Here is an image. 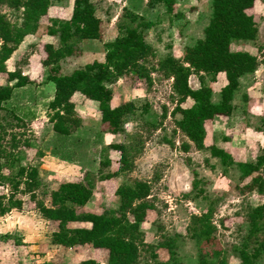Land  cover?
I'll use <instances>...</instances> for the list:
<instances>
[{
    "label": "rangeland",
    "instance_id": "374dc122",
    "mask_svg": "<svg viewBox=\"0 0 264 264\" xmlns=\"http://www.w3.org/2000/svg\"><path fill=\"white\" fill-rule=\"evenodd\" d=\"M73 1H55L38 30L26 35L7 60L9 69L21 68L32 82L14 89L0 113V123L6 130L1 132V143L7 152L14 154L12 157L16 160V165L10 167L6 165V158L1 157V174L14 176L19 165L29 170L36 168L41 182L35 192L37 198L47 205H51L48 192L60 182L91 180L93 196L80 209L97 213L118 207L119 198L114 192L120 183L147 180L152 184V199L156 208L149 209L146 220L141 223L145 242L141 251L142 263L198 264L199 254L217 259L216 252L220 251L229 264H240L236 247L247 237L248 211L264 202V188L261 191L260 182L256 183L262 181L264 184V173L258 171L242 177L239 166L224 164L219 156L212 154L211 146L225 149L240 162H256L258 156L264 154V63L241 78L235 91L232 114L220 115L205 122L203 148L190 142L177 128L171 113L177 103V95L172 90L173 80L158 71L152 72L151 86L130 73L111 85L113 106L133 102L137 108L126 122L124 133L110 131L108 124L101 120L99 103L76 93L73 101L82 116V124L72 133L62 134L53 130L50 122L53 111L49 102L53 99L55 84L47 80L49 69L44 68L41 61L45 55L44 42L60 45L58 36L48 34L50 19L69 18ZM92 1L102 19V38L79 41L75 45V53L61 60V74H68L93 60H103L104 44L115 39L126 25L136 26L137 23H131L128 12L154 22L153 26L144 30V34L147 42L155 48L156 54L148 62L156 68L158 61L167 54L181 58L187 45H194L203 38L204 29L212 17L213 0H179L172 14L166 12L162 5L149 6L148 0ZM258 2L254 5L259 16L257 38L235 39L232 48L248 50L263 57L264 2ZM1 10L9 13L6 8ZM4 83L0 77V84ZM190 84L193 88L200 87L201 80L197 74L190 77ZM206 84L213 90L212 100L219 101L221 89L226 84L225 75L220 73L215 78L206 76ZM146 103L149 109L141 113ZM193 103L192 99H187L182 106ZM179 116L176 115L177 118ZM137 135L142 138V149L135 156L131 168L122 172L118 161L120 153L110 145L129 143L131 137ZM184 142L190 143L189 149H184ZM107 160L110 162L106 163ZM112 172L116 175L105 177ZM25 187L21 183L15 191L10 181L0 176V193L9 195L14 192V198L23 201L21 210L13 208L6 214H0V264H33L38 258L44 260L42 251L46 252L50 264H81L90 257L96 258L99 264H107L102 250L91 244H78L72 249H50L48 238L58 229V223L42 216ZM209 207L213 208L212 223L216 229L210 240L202 238L198 242L192 237L191 218ZM70 224L79 225L77 222ZM80 224L89 226L91 223ZM6 233L17 237L4 240L2 235ZM17 238H25L26 242L16 245ZM165 240L175 241V255L169 247L161 245ZM152 252H156L157 256L153 257ZM261 264H264V255Z\"/></svg>",
    "mask_w": 264,
    "mask_h": 264
},
{
    "label": "trees",
    "instance_id": "16d2710c",
    "mask_svg": "<svg viewBox=\"0 0 264 264\" xmlns=\"http://www.w3.org/2000/svg\"><path fill=\"white\" fill-rule=\"evenodd\" d=\"M57 0H0V77L5 81L0 84V113L4 103L11 99L15 88L23 87L32 82L30 76L21 68L9 69L7 60L12 56L26 35L35 33L43 19L49 14V9ZM179 0H148L149 6L162 5L166 12H175ZM259 1V2H258ZM264 0H213L212 17L204 29V36L196 44L187 45L181 58L169 53L158 61L157 68L149 65V58L155 56V48L147 42L144 30L153 26L152 20H146L140 15L128 12L131 23L126 25L115 39L104 44L103 60H93L84 66L72 70L68 74L60 73V62L73 55L75 45L79 41L102 38V19L92 0H74L72 14L69 18L50 19L48 34L58 36L60 45L44 42L45 55L42 66L49 69L47 80L55 84L53 99L49 108L53 111L50 117L53 130L62 134H70L82 124V116L78 113L73 96L81 94L86 99L99 103L101 120L107 123L113 133H124L126 122L137 111L133 102H126L118 106L112 105L113 89L111 85L121 76L134 74L144 79L148 85L153 84L152 72L158 71L166 78H172V90L177 95V103L172 110L176 126L190 142L203 148L205 138V122L220 115H231L234 110L233 99L239 88L241 78L253 73L264 63L263 57L248 50L233 49L232 41L238 39L254 40L259 33V16L256 6ZM6 8L9 13L3 12ZM257 15V18L255 17ZM223 73L226 84L221 89L219 101H213L212 88L206 84V76L215 78ZM197 74L201 80L199 88H193L190 77ZM192 99L194 103L184 107L182 103ZM146 103L141 113L147 112ZM179 114V118L176 115ZM165 115V114H164ZM152 125H156L154 122ZM156 127V126H155ZM5 126L0 123V158H6V165H16L12 152H7L1 141ZM132 141L112 143L111 148L120 153L119 170L124 172L131 168L135 156L142 149V138L132 136ZM184 149H189L190 143H183ZM214 156H219L224 164H237L242 177H248L258 171L264 173V154L258 156L256 162L236 161L223 148L211 146ZM12 157V159H10ZM107 160L106 163H109ZM0 176L8 179L13 190L18 191L21 183L30 192L35 201L36 209L48 220L58 222V229L50 235V241L67 247L91 244L101 249L106 255L107 264H153L141 261V251L144 248V232L141 223L146 220L149 209H155L152 199V184L147 180H137L133 184L120 183L115 189L119 198L117 208L102 213L81 210L93 196V182L82 180H66L50 190L51 205L37 198L35 189L40 185L36 168H26L19 165L14 176ZM116 172L105 177L110 178ZM262 177V176H258ZM259 179L260 178H256ZM259 183L263 191L264 184ZM202 191V189L200 190ZM14 192L6 195L0 193V214H6L13 208L21 210L23 201L14 198ZM213 208L201 214H194L191 218L192 237L199 242L202 238L211 239L216 226L212 223ZM248 234L246 239L236 247L241 259L240 264H261L264 255V202L252 207L247 214ZM91 223L86 225H71L70 223ZM11 233L2 235L4 240H12ZM15 238L17 236H14ZM15 244L22 240L15 239ZM161 245L169 247L175 255V241L165 240ZM156 257V252H152ZM216 258H208L199 254L198 264H229L225 255L216 252ZM33 264H49L35 262ZM81 264H99L94 257L84 259Z\"/></svg>",
    "mask_w": 264,
    "mask_h": 264
},
{
    "label": "crops",
    "instance_id": "0c3cea01",
    "mask_svg": "<svg viewBox=\"0 0 264 264\" xmlns=\"http://www.w3.org/2000/svg\"><path fill=\"white\" fill-rule=\"evenodd\" d=\"M2 79H3V78H2ZM3 81H4V79H3ZM25 86H26V85H25ZM23 87H24V86H23ZM18 88H21V87H18ZM15 89H16V88H15ZM75 95H76V94H75ZM73 97H74V96H73ZM50 221H51V220H50ZM55 222H56V221H55ZM56 223H58V222H56ZM79 224H80V223H79ZM49 237H50V236H49ZM24 239H25V238H24ZM24 239H23L22 241H23V242H24V241L26 242V239H25V240H24ZM48 239L50 240V238H48ZM23 242H22V243H23ZM22 243H21V244H22ZM48 244H49V243H48ZM40 245H42V244H40ZM86 245H87V244H86ZM38 247H39V246H38ZM55 247H56V248H57V247H60V248L63 247V248H69V249H72V248H74V247H76V246H74V247H67V246H64V245L54 244V243H51V242H50V244H49V248H50V249H55ZM92 247H93V246H92ZM36 249H37V248H36ZM41 249H42V248H41ZM41 251H42V250H41ZM36 252H38V250H36ZM43 252H44V254H43ZM39 253H40V252H39ZM41 253H42V258H44V260H42L41 258H38V260L34 261V263H35V262H41V261L43 262V261H45V258H46V252H45V251H42ZM38 255H39V254H38ZM36 256H37V255H36ZM47 261H50V260H49L48 258H46V262H47ZM50 263H51V262H50ZM50 263H49V264H50Z\"/></svg>",
    "mask_w": 264,
    "mask_h": 264
}]
</instances>
